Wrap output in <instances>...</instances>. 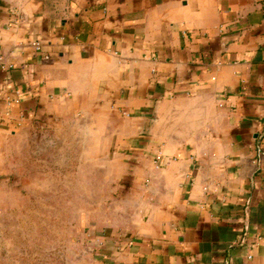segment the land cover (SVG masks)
Here are the masks:
<instances>
[{"label": "crops", "instance_id": "obj_1", "mask_svg": "<svg viewBox=\"0 0 264 264\" xmlns=\"http://www.w3.org/2000/svg\"><path fill=\"white\" fill-rule=\"evenodd\" d=\"M86 125L131 213L96 264H264V0H0V175Z\"/></svg>", "mask_w": 264, "mask_h": 264}, {"label": "rangeland", "instance_id": "obj_2", "mask_svg": "<svg viewBox=\"0 0 264 264\" xmlns=\"http://www.w3.org/2000/svg\"><path fill=\"white\" fill-rule=\"evenodd\" d=\"M43 133L15 146L10 173L0 175V264H96V236L131 215L93 153L103 141L88 125L73 139Z\"/></svg>", "mask_w": 264, "mask_h": 264}, {"label": "built area", "instance_id": "obj_3", "mask_svg": "<svg viewBox=\"0 0 264 264\" xmlns=\"http://www.w3.org/2000/svg\"><path fill=\"white\" fill-rule=\"evenodd\" d=\"M35 48H36V51L37 52H41L42 49H43V45L40 41H37L35 44H34Z\"/></svg>", "mask_w": 264, "mask_h": 264}]
</instances>
